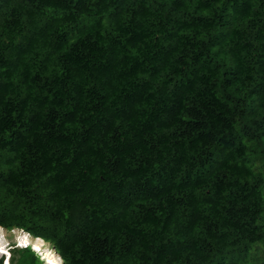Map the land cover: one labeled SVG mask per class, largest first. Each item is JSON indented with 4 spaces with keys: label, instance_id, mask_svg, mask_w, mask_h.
<instances>
[{
    "label": "trees",
    "instance_id": "trees-1",
    "mask_svg": "<svg viewBox=\"0 0 264 264\" xmlns=\"http://www.w3.org/2000/svg\"><path fill=\"white\" fill-rule=\"evenodd\" d=\"M0 227L63 264H264V0H0Z\"/></svg>",
    "mask_w": 264,
    "mask_h": 264
},
{
    "label": "rangeland",
    "instance_id": "rangeland-1",
    "mask_svg": "<svg viewBox=\"0 0 264 264\" xmlns=\"http://www.w3.org/2000/svg\"><path fill=\"white\" fill-rule=\"evenodd\" d=\"M17 230L18 229H13V230L7 231V230L0 228V256L2 255L3 251L8 250V248L5 247V244L6 243L8 244V242H10V243L16 242L17 244H26L29 242L33 246L34 240H32V237L31 236L29 237L27 234H25L24 236H18L17 238H15L16 235H18ZM43 246L45 247V249L48 248L44 244H43ZM10 250L11 249H9V252H10ZM6 254H8V251ZM39 254H40L41 258L46 259V257H44L41 252H39ZM44 262H46V261H44ZM58 264H61V263H58Z\"/></svg>",
    "mask_w": 264,
    "mask_h": 264
},
{
    "label": "bare ground",
    "instance_id": "bare-ground-1",
    "mask_svg": "<svg viewBox=\"0 0 264 264\" xmlns=\"http://www.w3.org/2000/svg\"><path fill=\"white\" fill-rule=\"evenodd\" d=\"M14 229H18V228H14ZM27 235L29 236L28 233H27ZM32 240H34L32 249L33 250L38 249L39 251H37V250H35V251L38 252V254H39V252H41L42 255L44 257H46V259L41 258V260L43 262L46 261V262H44L45 264H58V263L63 264L62 260L60 261V258L58 256V254L52 248V246H50L48 243H46L41 237H36V236L33 235ZM43 244L45 246H47L48 248L45 249Z\"/></svg>",
    "mask_w": 264,
    "mask_h": 264
},
{
    "label": "clouds",
    "instance_id": "clouds-1",
    "mask_svg": "<svg viewBox=\"0 0 264 264\" xmlns=\"http://www.w3.org/2000/svg\"><path fill=\"white\" fill-rule=\"evenodd\" d=\"M0 228H2V229H4V230H7V231L13 230V229H6V228H4V227H0ZM17 231H18V235H16L15 238H17L18 236H24L25 234H27V232L23 231L22 229H18ZM28 234H29V233H28ZM30 236L33 237L32 234H29V237H30ZM28 245H30L31 248H32V245H31L29 242L26 243V244H17L16 242H12V243L8 242V244H7V243L5 244V247L8 248V250L3 251V252H2V255H1L0 257H4V255L7 253V251L9 252V249L12 248V247H16V246H20V247H28ZM35 250L39 251L38 249H35ZM8 258H9V257H8ZM4 259H7V258H4Z\"/></svg>",
    "mask_w": 264,
    "mask_h": 264
}]
</instances>
